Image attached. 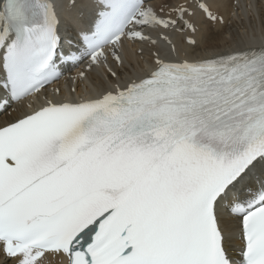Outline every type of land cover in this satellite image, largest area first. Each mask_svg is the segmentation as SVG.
<instances>
[{
	"label": "snow or ice",
	"instance_id": "1",
	"mask_svg": "<svg viewBox=\"0 0 264 264\" xmlns=\"http://www.w3.org/2000/svg\"><path fill=\"white\" fill-rule=\"evenodd\" d=\"M202 21L214 0H0V264H264V34L198 55ZM81 64L94 95L30 100Z\"/></svg>",
	"mask_w": 264,
	"mask_h": 264
},
{
	"label": "bare ground",
	"instance_id": "2",
	"mask_svg": "<svg viewBox=\"0 0 264 264\" xmlns=\"http://www.w3.org/2000/svg\"><path fill=\"white\" fill-rule=\"evenodd\" d=\"M235 1L238 6H235ZM249 6H254L250 8ZM214 9L223 15L225 18L224 25H209L206 21H202V32L205 33L203 42H199L201 37H197L198 46L196 49H189L198 55H203L206 51L211 49L228 50L232 45V38H246L247 35L255 32L257 35V43L259 37L264 34V0H214ZM183 36H173L174 42L184 51L185 45L183 44ZM129 52L132 51V46H127ZM139 47V46H137ZM145 57L148 56L149 46L144 45ZM162 51H167L164 46L159 45ZM137 71L138 69H134ZM88 80L83 84L78 85L81 94H95L97 91V84L102 80L99 71H93L88 74ZM4 116L0 117L2 122Z\"/></svg>",
	"mask_w": 264,
	"mask_h": 264
}]
</instances>
